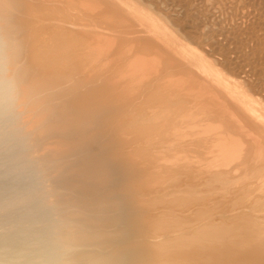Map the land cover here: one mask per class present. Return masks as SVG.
<instances>
[{
	"label": "bare ground",
	"instance_id": "1",
	"mask_svg": "<svg viewBox=\"0 0 264 264\" xmlns=\"http://www.w3.org/2000/svg\"><path fill=\"white\" fill-rule=\"evenodd\" d=\"M0 264H264V0H0Z\"/></svg>",
	"mask_w": 264,
	"mask_h": 264
},
{
	"label": "rangeland",
	"instance_id": "2",
	"mask_svg": "<svg viewBox=\"0 0 264 264\" xmlns=\"http://www.w3.org/2000/svg\"><path fill=\"white\" fill-rule=\"evenodd\" d=\"M134 189H135V188H134ZM134 189L132 188V189H131L132 192L130 191V193L133 194V197H131L130 199L127 198L126 201H125L126 204H124V210H125V211H128V212H129V210L132 209V210H130V214L127 213V212H125V211L123 210V211H124L123 213H124L125 215L128 214L127 216H129V217L133 216L134 213H135V215H141V214H142V215H149L148 212H151V214H152L154 217H157V216H160V215H161V214L159 215L158 212L161 213V211H162V215H163L164 213H165V214H168V213H169V214H172V215L175 214L174 216H178V218H182V216L185 215V216H186L185 218L188 219V220L193 219V218L196 219L195 217L192 216V214H191V215H187V214H185V212H188V208H189V207H188V208H185L186 206H182V205H180V204L173 203V202H172V204H171V202L167 200V201L169 202V204H170V205H169V204H167L168 202H167L166 200H165V202H167V203H165V202L163 201V199H159V198H156V197H150V200H147L148 197H146L147 199H143V197L145 198V196L142 195L141 191H140V193H141V195H140V193H139L137 190H134ZM133 191H134V192H133ZM137 193H138V194H137ZM136 194H137V195H136ZM136 196H137V197H136ZM135 197H136V199H135ZM132 198L134 199L133 201L135 202V204L133 203V201H132V202L129 201V200H132ZM152 198H153V199H152ZM154 198H155V199H154ZM139 199H140V200H139ZM141 199H143V200L141 201ZM158 199L160 200L159 202H161V203H163V204H161V203H159V202L157 203L156 201H158ZM137 200H138V201H137ZM144 200H145V201H144ZM146 200H147V201H146ZM151 200H155V202L152 201V202H154L155 204H153L152 202H150V203H151V204H150L149 201H151ZM139 201H141V202H140V203H141L140 205H139ZM162 201H163V202H162ZM129 202H131V203L129 204ZM136 202H137V203H136ZM145 202H146L147 204H145ZM127 203H128L129 205H128ZM132 204H134V205H132ZM137 204H138V205H137ZM149 204H150V205H149ZM160 204H161V205H160ZM126 205H127L128 207L130 206V208L125 207ZM144 205H145V206H144ZM146 205H147V207H146ZM148 205L150 206V208H148V207H149ZM151 205H152V206H151ZM153 205H155V206L153 207ZM159 205H160V206H159ZM163 205H168V206L163 207ZM171 205H172V206H171ZM133 206H134V207H133ZM138 206H139V207H138ZM131 207H133L135 210H134L133 208H131ZM137 207H138V208H137ZM144 207H146L145 210L143 209ZM151 207H152V208H151ZM168 207H169V208H168ZM171 207H173V208H171ZM125 208H126V209H125ZM139 208H141L142 213H141V212L139 213V211H140ZM163 208H164V210H161V209H163ZM165 208H167V209H165ZM170 208H171V209H170ZM180 208H181V210H180ZM148 209H150V210H148ZM156 209H158V211H157ZM143 210H144V211H147V210H148V211H147V213H146V212H144ZM151 210H152L153 212H152ZM159 210H160V211H159ZM176 210H177V211H176ZM137 211H138V212H137ZM154 211H155V213L158 214V215L156 214L157 216H155ZM168 211H169V212H168ZM172 211H174V213H172ZM131 212H132V213H131ZM133 212H134V213H133ZM136 212H137V213H136ZM170 212H171V213H170ZM144 213H145V214H144ZM180 213H181V214H180ZM131 214H132V215H131ZM151 214H150V216H151L152 218H154ZM177 214H178V215H177ZM130 215H131V216H130ZM130 220H131V219H130ZM152 220H153V219H151V222H152ZM128 221H129V219H128L127 221H126V219H125V223H127ZM131 221H132V220H131ZM131 221L129 222L130 225H129L128 223H127V224H124V223H123V224H124L123 227H124L125 229L128 227L127 229H129V230L126 229L125 231H128L127 234H128V236H129L130 238H132V237H133V238H138V237H140V239H139V238H138V239L141 240V239H143V237H144L148 232H149V233L151 232V234L154 232V230H153V232H152V228H149V227L151 226V222H149L148 220H143V221H146V226L149 224L148 227L143 226V225H145V223H144L143 221H142V222H143V223H142V227H141V224H140L141 222L137 224V223H133V222H131ZM147 223H148V224H147ZM133 224H134V226H135L136 224L139 225V226H138L139 229L137 230L136 227L133 226ZM152 224H153V223H152ZM137 225H136V226H137ZM126 226H127V227H126ZM129 227H132V229L129 228ZM144 227H146V228L144 229ZM151 227H152V226H151ZM133 228L136 230V233H138L139 235L136 234V233H134L135 230H134ZM147 228H149V229H147ZM141 229H142V230H141ZM168 229H169V228H168ZM168 229H166L165 231H167ZM170 229H171V228H170ZM170 229H169V230H170ZM132 230H133L134 232H133ZM140 230H141V233L139 232ZM146 230H147L148 232H144V231H146ZM129 231L132 232V233H130ZM160 232H164V230H163V231H160ZM160 232H159V233H160ZM143 233H145V234L143 235ZM129 234H130V235H129ZM131 234H132L133 236H132ZM151 234H150V235H151ZM134 235H136V236H134ZM137 235H138V237H137ZM140 235H141V236H140ZM131 236H132V237H131ZM142 236H143V237H142ZM147 236L149 237V235L147 234V235L144 237V239L148 238ZM133 238H132V239H133Z\"/></svg>",
	"mask_w": 264,
	"mask_h": 264
}]
</instances>
